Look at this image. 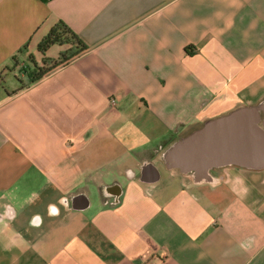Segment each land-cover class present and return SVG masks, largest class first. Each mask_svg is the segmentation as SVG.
Segmentation results:
<instances>
[{
  "label": "crops",
  "instance_id": "1",
  "mask_svg": "<svg viewBox=\"0 0 264 264\" xmlns=\"http://www.w3.org/2000/svg\"><path fill=\"white\" fill-rule=\"evenodd\" d=\"M61 20L88 50L30 83ZM239 106L264 129V0H0V264H264V169L164 158Z\"/></svg>",
  "mask_w": 264,
  "mask_h": 264
},
{
  "label": "water",
  "instance_id": "2",
  "mask_svg": "<svg viewBox=\"0 0 264 264\" xmlns=\"http://www.w3.org/2000/svg\"><path fill=\"white\" fill-rule=\"evenodd\" d=\"M260 123L257 108L235 109L176 143L165 154V162L197 182L208 180L210 171L229 166L264 169V129Z\"/></svg>",
  "mask_w": 264,
  "mask_h": 264
},
{
  "label": "trees",
  "instance_id": "3",
  "mask_svg": "<svg viewBox=\"0 0 264 264\" xmlns=\"http://www.w3.org/2000/svg\"><path fill=\"white\" fill-rule=\"evenodd\" d=\"M43 3H48L51 0H41ZM53 45L64 46L67 49L61 54V58L49 68L35 67L32 71H26L29 82L34 83L46 75L52 68L63 65L71 61L73 58L88 50V46L81 40V38L64 22L59 21L49 33L42 39L38 45V50L42 54Z\"/></svg>",
  "mask_w": 264,
  "mask_h": 264
},
{
  "label": "clouds",
  "instance_id": "4",
  "mask_svg": "<svg viewBox=\"0 0 264 264\" xmlns=\"http://www.w3.org/2000/svg\"><path fill=\"white\" fill-rule=\"evenodd\" d=\"M60 203L61 204L64 203L63 199L60 200ZM49 210H50V214H52V215H58L59 214V210L54 205H50Z\"/></svg>",
  "mask_w": 264,
  "mask_h": 264
},
{
  "label": "built area",
  "instance_id": "5",
  "mask_svg": "<svg viewBox=\"0 0 264 264\" xmlns=\"http://www.w3.org/2000/svg\"><path fill=\"white\" fill-rule=\"evenodd\" d=\"M111 104H112V105H115V104H116V100H115V99L112 100V101H111Z\"/></svg>",
  "mask_w": 264,
  "mask_h": 264
},
{
  "label": "rangeland",
  "instance_id": "6",
  "mask_svg": "<svg viewBox=\"0 0 264 264\" xmlns=\"http://www.w3.org/2000/svg\"><path fill=\"white\" fill-rule=\"evenodd\" d=\"M55 63V62H54ZM45 68H48V67H45ZM238 108H243V106H239ZM238 108H236V109H238Z\"/></svg>",
  "mask_w": 264,
  "mask_h": 264
}]
</instances>
